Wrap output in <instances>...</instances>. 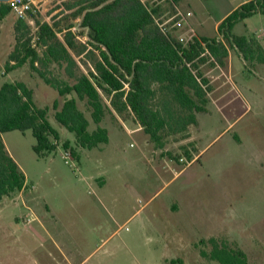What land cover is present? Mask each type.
I'll return each instance as SVG.
<instances>
[{
	"label": "rangeland",
	"instance_id": "1",
	"mask_svg": "<svg viewBox=\"0 0 264 264\" xmlns=\"http://www.w3.org/2000/svg\"><path fill=\"white\" fill-rule=\"evenodd\" d=\"M64 1L48 0L29 23L31 32L36 20L50 21ZM243 1L183 0L176 10L187 25L169 22L168 29L182 40L191 36L190 28L217 37L216 23ZM16 19L10 12L0 20V83H26L38 107L53 99L61 104L64 97L27 66L2 74L15 43ZM263 29L264 12L257 11L232 31L258 37L264 45ZM229 53L230 69L224 67L225 78L211 83L207 110L189 127L194 140L168 136L157 146L135 129L131 116L123 120L108 113L100 123L108 131L107 143L78 148L79 159L66 163L60 144L38 157L31 130L3 133L28 186L0 201V264H71L62 251L72 254L73 264H219L199 250H209L199 241L210 236L243 250L247 264H264V62L232 48ZM81 58L75 56L86 72L90 64ZM78 107L90 120L83 102ZM49 120L59 143L68 139L73 146L74 134L54 121L52 109ZM94 127L90 121L89 129ZM185 149L190 155L201 151L198 159L187 164ZM172 202L177 212L170 211Z\"/></svg>",
	"mask_w": 264,
	"mask_h": 264
},
{
	"label": "trees",
	"instance_id": "2",
	"mask_svg": "<svg viewBox=\"0 0 264 264\" xmlns=\"http://www.w3.org/2000/svg\"><path fill=\"white\" fill-rule=\"evenodd\" d=\"M182 1L65 0L52 10L50 21L36 20L34 32L27 20H15V43L2 74L27 66L64 99L61 104L53 99L50 105L38 107L26 83H0V201L27 186L24 173L5 148L3 133L31 130L32 150L38 157L54 153L60 144L78 160V148L107 143L108 131L100 123L111 113L123 120L131 116L157 146H163L168 136L187 138L197 114L207 110L212 86L204 75L205 64L224 68L229 48L245 59L264 62V45L257 37L232 31L242 19L264 12V0H246L232 9L218 23L217 37L195 34L186 40L169 29L162 32L156 23L166 19L163 15H174ZM9 13V3L0 2V20ZM75 56L90 64L86 72ZM78 102H83L90 120ZM50 109L54 121L74 134L73 146L68 139L59 143ZM184 153L191 158L187 149ZM199 242L209 249H199L208 259L247 264L245 252L221 238L210 236Z\"/></svg>",
	"mask_w": 264,
	"mask_h": 264
},
{
	"label": "built area",
	"instance_id": "3",
	"mask_svg": "<svg viewBox=\"0 0 264 264\" xmlns=\"http://www.w3.org/2000/svg\"><path fill=\"white\" fill-rule=\"evenodd\" d=\"M48 0H10V12H12L17 18H22L27 20L28 24H32V19L34 17L41 15L44 11L45 4ZM188 15V13H186ZM171 23V26L181 27L183 25H187L185 15L184 13L177 11L176 13L166 19H164L162 22L156 19V23L158 24L160 30L162 32H166L168 30V24ZM37 28V24H35V29ZM189 31L192 32L191 36L195 35L194 29L190 28ZM264 33V29H263ZM190 36V37H191ZM132 145V144H130ZM64 161L67 163L68 160H72L73 156L69 149L63 150V156ZM27 222L30 221L31 218H26Z\"/></svg>",
	"mask_w": 264,
	"mask_h": 264
},
{
	"label": "crops",
	"instance_id": "4",
	"mask_svg": "<svg viewBox=\"0 0 264 264\" xmlns=\"http://www.w3.org/2000/svg\"><path fill=\"white\" fill-rule=\"evenodd\" d=\"M244 2V1H243ZM242 3V2H241ZM239 5V4H238ZM237 7V6H236ZM235 7H232L229 11H227V13H225L220 19H219V21L216 23V25H218V23L232 10V9H234ZM204 36V35H203ZM258 38V37H257ZM232 61H233V54H228V57H227V64H226V68L227 69H230V67H231V65H232ZM204 75L205 76H207V77H209V81H210V84L213 82V81H218L219 79H221L222 77H224V68H217V67H212V68H210V69H206L205 71H204ZM225 78V77H224ZM212 91V90H211ZM210 91V92H211ZM209 92V93H210ZM210 100V99H209ZM230 124H232V123H230ZM230 124H228L227 125V127H229L230 126ZM190 127V126H189ZM188 127V138L189 139H191V140H194V138H193V135H192V132H191V130H190V128ZM226 127V128H227ZM225 128V129H226ZM135 129H141V127L138 125V127L137 128H135ZM135 129H132V130H135ZM224 129V130H225ZM200 152L201 151H197V149L195 150V152L194 153H192V155H190L191 156V158L188 160V163L187 164H189V163H191V162H193V161H195V160H197L198 159V156H199V154H200ZM191 154V153H190ZM179 172V171H178ZM177 174V173H176ZM26 182V181H25ZM26 185L28 186V184H27V182H26ZM23 191V190H22ZM22 191H20V193L22 192ZM169 209H170V211L171 212H177L178 210H179V208L176 206V204L175 203H171L170 205H169ZM112 210H114V212H116V213H118L117 212V208L116 207H113L112 208ZM114 212L112 211V213H109L110 214V216H111V219L112 220H115V215H114ZM109 216V217H110ZM115 232V231H114ZM113 232V233H114ZM171 234H174L173 232L171 233ZM171 241H169V243H170ZM62 253H63V255L65 256V258H66V260L68 261V263H71V264H73V261H72V254H68V253H64L63 251H62ZM173 260V257H170L169 258V260ZM170 260V261H171Z\"/></svg>",
	"mask_w": 264,
	"mask_h": 264
},
{
	"label": "water",
	"instance_id": "5",
	"mask_svg": "<svg viewBox=\"0 0 264 264\" xmlns=\"http://www.w3.org/2000/svg\"><path fill=\"white\" fill-rule=\"evenodd\" d=\"M10 0H0V2H5V3H7V2H9Z\"/></svg>",
	"mask_w": 264,
	"mask_h": 264
}]
</instances>
